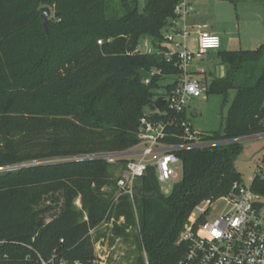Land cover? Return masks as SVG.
Segmentation results:
<instances>
[{"label": "trees", "instance_id": "trees-1", "mask_svg": "<svg viewBox=\"0 0 264 264\" xmlns=\"http://www.w3.org/2000/svg\"><path fill=\"white\" fill-rule=\"evenodd\" d=\"M179 1L146 0L140 12L137 0H0V169L23 165L0 172V264H98L94 244L105 224L110 244L121 239L134 247L131 264H144V257L176 264L194 207L243 183L235 168L241 143H215L264 134V43L214 54L226 70L203 82L205 94L221 96V110L229 106L220 128L201 134L210 146L181 147L185 113L144 114L155 110L160 88H171L160 85L161 76L178 72L161 43ZM40 6L57 13L45 30ZM143 40L152 54L134 53ZM138 70L161 75L146 85ZM144 117L174 121L166 129L174 136L163 142L181 147L175 151L181 179L163 194L149 167L134 181L131 200L117 195L124 159L77 157L131 149ZM250 189L264 198V167Z\"/></svg>", "mask_w": 264, "mask_h": 264}, {"label": "built area", "instance_id": "built-area-1", "mask_svg": "<svg viewBox=\"0 0 264 264\" xmlns=\"http://www.w3.org/2000/svg\"><path fill=\"white\" fill-rule=\"evenodd\" d=\"M193 16V0H180L174 8L173 17L162 29L163 55L167 62L173 63L178 72L161 76V80L172 79L163 85H170L171 88L168 91L163 88L162 93L158 91V97L165 98L162 108L165 106L166 110H155L159 115H166L168 111L186 114V119L180 122L183 133L179 136L185 143L181 146L184 148L207 146L201 142V134L192 129L187 114L189 103L204 93V86L199 78L204 73L201 63L221 47L220 38L205 30L203 25L194 23ZM134 53L152 54L153 48L148 40H143ZM148 73L152 78L161 75L158 70ZM173 123L170 119L162 123L144 117L137 134L138 142L131 149L77 158L101 160L108 164L124 159L125 168L116 181L117 195H127L131 200L134 181L141 178L149 167H153L161 192L167 194L169 192L163 191L161 186L169 185L175 179L177 169H181V162L175 155V151L181 147L163 142L167 137L174 136L166 132ZM21 166L23 165L1 168L0 172ZM263 167L262 162L255 175H259ZM254 176L247 187L235 184L234 191L230 194L203 200L194 207L178 239V243L186 244V250L176 264H264V215H261L264 205L259 210L252 207L253 203L261 202L250 189ZM144 264H148L145 257Z\"/></svg>", "mask_w": 264, "mask_h": 264}, {"label": "rangeland", "instance_id": "rangeland-1", "mask_svg": "<svg viewBox=\"0 0 264 264\" xmlns=\"http://www.w3.org/2000/svg\"><path fill=\"white\" fill-rule=\"evenodd\" d=\"M138 10L143 12L146 0H137ZM195 18L204 29L216 33L222 42V49L227 51L254 50L264 43V2L263 0H193ZM49 8L51 14L48 20L57 17L54 7ZM47 25V22H46ZM204 73L199 76L201 83H208L214 78H222L226 66L221 64L215 55L205 57L201 63ZM167 78L160 81V85L170 82ZM204 86V85H203ZM162 93V88L159 89ZM229 101L233 91L229 92ZM222 98L219 95H206L193 99L189 103L188 119L194 131L204 134L216 131L221 126V120L225 116L229 103L221 110ZM195 112V116L191 113ZM155 110L144 108V114L149 116L155 114ZM242 152L235 161V168L241 174L243 185L247 187L250 179L257 173L260 163H264V138L257 140H246L240 142ZM118 175V174H116ZM181 179V169L176 171V177L169 185H163L162 190L170 192L172 186ZM264 205V198L259 199ZM46 201L45 205H49ZM79 207V202L75 203ZM58 215L57 209L43 221V228L46 229L53 224V219ZM264 215V207L261 210ZM212 219V218H208ZM100 239L94 244L96 262L104 264H131L134 259V247L129 243L116 239L110 244V226L102 225Z\"/></svg>", "mask_w": 264, "mask_h": 264}, {"label": "water", "instance_id": "water-1", "mask_svg": "<svg viewBox=\"0 0 264 264\" xmlns=\"http://www.w3.org/2000/svg\"><path fill=\"white\" fill-rule=\"evenodd\" d=\"M39 14H40V18H41V21H42L43 29L45 30L46 29V22H47L48 17L50 16L51 12H50L49 8L44 7V8L40 9V13ZM137 74L140 76V78L142 79L143 83L146 84V85L150 84L152 79H153L152 76H150L149 73L144 71V70H138ZM164 102H165V98L164 97L156 98L154 100V102H153L154 109L156 111H159L162 108ZM192 115L195 116V112H193ZM260 137H264V134L263 135L246 137V138H239V139H235L233 141H225V142L215 143V145L227 144V143H231V142L240 143L242 141L253 140V139L260 138ZM206 145L210 146L211 144H206ZM252 207L255 208L256 210H259L260 208L263 207V203L255 202V203H253Z\"/></svg>", "mask_w": 264, "mask_h": 264}, {"label": "crops", "instance_id": "crops-1", "mask_svg": "<svg viewBox=\"0 0 264 264\" xmlns=\"http://www.w3.org/2000/svg\"><path fill=\"white\" fill-rule=\"evenodd\" d=\"M193 5H194V3H193ZM192 20H193V22H194V23H197V24H199V22H198L197 18H195V14H194V16H193ZM208 32H210V31H208ZM210 33H213V32H210ZM213 34L217 35L216 33H213ZM217 36H218V35H217ZM218 37H219V36H218ZM220 43H221V46H222L221 39H220ZM210 55H212V54H210ZM260 138H264V137H260ZM260 138H257V139H260ZM257 139H253V140H257Z\"/></svg>", "mask_w": 264, "mask_h": 264}]
</instances>
